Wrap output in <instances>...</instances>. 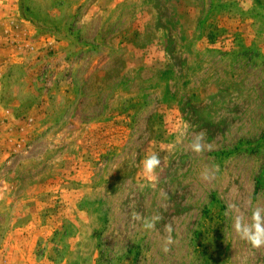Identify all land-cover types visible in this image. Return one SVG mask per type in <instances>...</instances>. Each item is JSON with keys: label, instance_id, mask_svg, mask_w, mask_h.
I'll list each match as a JSON object with an SVG mask.
<instances>
[{"label": "rangeland", "instance_id": "obj_1", "mask_svg": "<svg viewBox=\"0 0 264 264\" xmlns=\"http://www.w3.org/2000/svg\"><path fill=\"white\" fill-rule=\"evenodd\" d=\"M233 202L264 208V0H0V264H264Z\"/></svg>", "mask_w": 264, "mask_h": 264}, {"label": "clouds", "instance_id": "obj_2", "mask_svg": "<svg viewBox=\"0 0 264 264\" xmlns=\"http://www.w3.org/2000/svg\"><path fill=\"white\" fill-rule=\"evenodd\" d=\"M178 131H180L181 135H184L187 131V125H184L183 129H178ZM172 147L174 148L175 146L173 145ZM189 147L190 150L196 154H201L205 150L211 149V145L205 143V133L203 132L194 136ZM163 168L164 161H162L160 155L156 152L147 155L142 161L143 175L153 182L158 179L159 171H162ZM218 171L219 165H214L212 169H204L201 173V178L205 181H209L214 178L215 173ZM226 214L231 216L233 230L240 240L245 241L252 249L264 247V208H253L250 222L246 221L245 216L240 211L239 205L234 202L229 204ZM131 219L133 221H140L143 231L152 232L156 230L157 223L161 221L163 217L157 214L145 218L133 212ZM165 232L167 235L163 242L162 251L167 253L170 251V246L175 242L172 235L173 226L171 224H166Z\"/></svg>", "mask_w": 264, "mask_h": 264}, {"label": "crops", "instance_id": "obj_3", "mask_svg": "<svg viewBox=\"0 0 264 264\" xmlns=\"http://www.w3.org/2000/svg\"><path fill=\"white\" fill-rule=\"evenodd\" d=\"M13 20V18H11V19H8V22H11Z\"/></svg>", "mask_w": 264, "mask_h": 264}]
</instances>
